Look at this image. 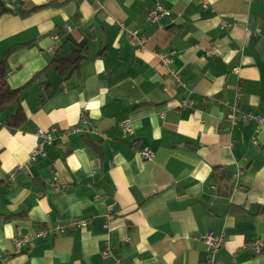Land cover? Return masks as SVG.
<instances>
[{"label":"crops","instance_id":"obj_1","mask_svg":"<svg viewBox=\"0 0 264 264\" xmlns=\"http://www.w3.org/2000/svg\"><path fill=\"white\" fill-rule=\"evenodd\" d=\"M0 1V59L27 115L17 130L0 116V264H114L108 240L125 264H205L208 234L225 239L220 264H264V244L243 249L264 243V125L231 121L234 106L264 116V0ZM77 50L62 75L54 56ZM52 129L69 134L31 162Z\"/></svg>","mask_w":264,"mask_h":264},{"label":"built area","instance_id":"obj_2","mask_svg":"<svg viewBox=\"0 0 264 264\" xmlns=\"http://www.w3.org/2000/svg\"><path fill=\"white\" fill-rule=\"evenodd\" d=\"M168 15L166 11H164L162 8L158 9V11H153L150 14V17L153 20H158L163 16ZM120 26H122V29L125 30V26L123 24H120ZM223 26L224 27H228V25L226 23L223 22ZM55 39L58 40V36L55 37ZM134 42L136 43V45L140 46L141 48L145 45L146 43V38L145 37H138L136 35L133 36ZM176 52L172 51L171 54L174 55ZM212 53H214V51H212ZM159 55V54H158ZM159 58L161 59V61L163 62V64H167L171 61V55H160ZM238 95L241 96L242 95V89H239L238 91ZM225 104L229 107V103L225 102ZM195 104L192 100V98H186L184 99L181 103H180V107L182 109H186V108H192L194 107ZM232 111V115H231V121L233 124H235L237 122V120L240 118L244 123H248L250 121H255L258 125L263 126L264 125V116L262 115H258V114H254V113H240L239 111L236 110L235 106L231 109ZM83 123H85L84 119H83ZM82 123V124H83ZM121 128L122 130L127 134L130 133L132 131V126L130 121L126 120L123 121L121 123ZM51 133L39 130L37 132V136L39 137V143L37 145V147L35 148V150L32 153V161H35L37 159V157L39 155H43L45 153V149L47 146H52L56 143V141L58 139H63L66 136H68L69 132H61L58 131L57 129H52L50 131ZM74 132H78V133H96L97 130L96 128L93 127L92 130L86 129L85 127H78ZM138 153L146 160H152L154 157V152L151 150H140L138 151ZM22 170V168H19L17 170H15L14 172H12L11 174H9L8 177V182H12L15 181L18 175V172ZM54 189L56 190L57 193L60 192H64V186H62L60 183L55 182L53 184ZM112 210V208H110ZM111 210L109 211V219H111ZM90 224V221L88 220H74L70 223L71 227H86ZM52 231H57V232H61L64 233V229L61 226H56ZM50 234V231L47 230H41L38 234H37V238H46L48 235ZM203 240V242L205 243L206 247H207V259H206V263L205 264H220L217 260V256L220 253V251L222 250L223 246H224V237L221 236H215L212 234H208L206 236L203 237H198L197 240ZM129 241V240H128ZM14 244L15 246L21 250L23 248V246H26L27 244H33V239L31 238H16L14 239ZM263 242L261 240H256L253 243L247 244L243 247L244 250H248V251H253L255 253H258L261 251V249L263 248ZM104 257L109 258L112 257L114 264H125L122 260H120L118 257H114L113 256V251H112V246L110 241L108 240V242L106 243L105 246V250H104ZM233 264H236L235 262H233Z\"/></svg>","mask_w":264,"mask_h":264},{"label":"trees","instance_id":"obj_3","mask_svg":"<svg viewBox=\"0 0 264 264\" xmlns=\"http://www.w3.org/2000/svg\"><path fill=\"white\" fill-rule=\"evenodd\" d=\"M0 7L3 3L0 1ZM1 14V13H0ZM85 52L77 50L76 54L61 55L57 53L53 58L56 69L66 76H70L73 70H78L81 63L86 60ZM0 116L4 118L6 126L10 129H19L27 121V115L22 106V89H14L8 83V69L4 59H0ZM1 165V161H0ZM233 173L224 171L220 175H214L216 184L222 194L229 195ZM0 216H2L0 210Z\"/></svg>","mask_w":264,"mask_h":264}]
</instances>
